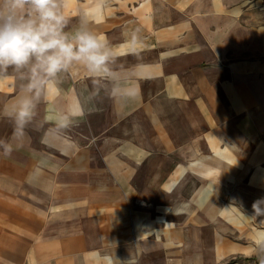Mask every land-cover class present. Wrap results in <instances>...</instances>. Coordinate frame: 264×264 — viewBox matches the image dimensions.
Listing matches in <instances>:
<instances>
[{"label": "crops", "instance_id": "obj_1", "mask_svg": "<svg viewBox=\"0 0 264 264\" xmlns=\"http://www.w3.org/2000/svg\"><path fill=\"white\" fill-rule=\"evenodd\" d=\"M91 6L69 0L68 31ZM91 28L125 53L114 70L138 97L117 105L101 87L89 105L95 86L74 68L0 153V264H248L232 234L247 235L248 196L264 201V0H107ZM19 84L9 70L0 106ZM77 101L69 129L45 121ZM12 131L0 119V140Z\"/></svg>", "mask_w": 264, "mask_h": 264}, {"label": "clouds", "instance_id": "obj_2", "mask_svg": "<svg viewBox=\"0 0 264 264\" xmlns=\"http://www.w3.org/2000/svg\"><path fill=\"white\" fill-rule=\"evenodd\" d=\"M91 7L77 10L78 22L68 31L72 17L66 13L69 0H0V81L9 70L20 81L11 101L0 106V119L12 124L11 140H0V153L10 157L22 146L26 130L34 125L39 106L53 104L60 95L59 85L74 68H82L95 86L89 105L101 87L117 105L136 101L138 91L130 78L114 70L119 56L109 39L91 28L103 14L107 0H88ZM139 37L133 33L128 54H137ZM45 121H52L56 131L69 129L86 113L85 104L77 101L66 107H53ZM252 217H264V201L252 205ZM251 255L264 264V233H257Z\"/></svg>", "mask_w": 264, "mask_h": 264}, {"label": "rangeland", "instance_id": "obj_3", "mask_svg": "<svg viewBox=\"0 0 264 264\" xmlns=\"http://www.w3.org/2000/svg\"><path fill=\"white\" fill-rule=\"evenodd\" d=\"M241 197H244L246 198V195L243 194V196H234L233 198V203L235 204H242L241 202H238L239 201V198ZM249 197V201L248 202H243L245 205H249L251 203H254L255 201H251L252 200V196H248ZM248 203V204H247ZM243 205V204H242ZM253 208V207H251ZM249 209L247 212L249 214V218L253 215V209ZM244 223H247V235H243L241 236L239 230H238V226L237 224L234 223L233 225V234H232V237L234 239H239V240H247L248 241V244L249 246L251 247L252 246V243L255 239V237H253L254 235L256 236L257 233V229L260 228L264 231V217H259V218H256L255 219H252V220H249V222H244ZM254 234V235H253ZM245 261L248 263V264H257V261L256 259L251 255V253L248 255L247 258H244ZM240 262L239 259H236V258H229L227 261H225V264H238Z\"/></svg>", "mask_w": 264, "mask_h": 264}, {"label": "bare ground", "instance_id": "obj_4", "mask_svg": "<svg viewBox=\"0 0 264 264\" xmlns=\"http://www.w3.org/2000/svg\"><path fill=\"white\" fill-rule=\"evenodd\" d=\"M209 195H210L209 191H204L203 190L202 191V195H201L202 198L200 199V203L201 204L204 203L208 199ZM257 232L264 233V231L262 229H260V228L257 229Z\"/></svg>", "mask_w": 264, "mask_h": 264}]
</instances>
